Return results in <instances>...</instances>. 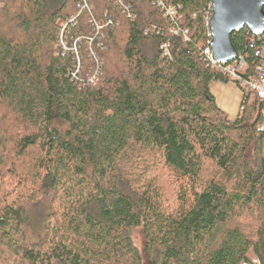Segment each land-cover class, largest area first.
Here are the masks:
<instances>
[{
    "label": "trees",
    "instance_id": "trees-1",
    "mask_svg": "<svg viewBox=\"0 0 264 264\" xmlns=\"http://www.w3.org/2000/svg\"><path fill=\"white\" fill-rule=\"evenodd\" d=\"M162 1L0 0V264H264V102L228 119L211 0Z\"/></svg>",
    "mask_w": 264,
    "mask_h": 264
},
{
    "label": "built area",
    "instance_id": "built-area-1",
    "mask_svg": "<svg viewBox=\"0 0 264 264\" xmlns=\"http://www.w3.org/2000/svg\"><path fill=\"white\" fill-rule=\"evenodd\" d=\"M81 3L78 4L79 7H85L84 1H80ZM116 5L121 10V13L124 14L126 17L131 19L134 17L131 13L130 6L128 4H124L123 0H115ZM156 6L160 9V11L163 13L165 17H169L173 22L180 18V15L178 14V7L172 5V4H164L162 0H156ZM212 11V7H211ZM212 12L207 16L205 20V25L208 27V37L209 42L211 40V32H210V18H211ZM75 21V17H70L67 22H73ZM66 24L62 27V30L59 34L60 44L62 48L67 50L65 42L63 41V29L65 28ZM152 31L156 30V27H151ZM169 32L174 35H182L184 39H186L187 36V30L181 29L179 26H175L173 24H170L169 26ZM261 37H264V32L259 34ZM161 49H163L164 54H166V45H161ZM72 51L75 54V58L77 61L79 60L78 52L79 50L76 48V46L72 47ZM260 52V59L259 63L255 67L254 74L248 73V65L246 63L245 58L242 54L237 53L236 56L230 60V61H221L217 62L212 58L210 47L206 48L204 53L209 59L210 63L215 66L224 76H226L229 80V82L234 83L239 89H243L245 91H249L252 93V97L256 95L258 98H260L264 102V44L262 45ZM242 264H259V261L256 257H254L252 254L248 255V261L243 262Z\"/></svg>",
    "mask_w": 264,
    "mask_h": 264
},
{
    "label": "water",
    "instance_id": "water-1",
    "mask_svg": "<svg viewBox=\"0 0 264 264\" xmlns=\"http://www.w3.org/2000/svg\"><path fill=\"white\" fill-rule=\"evenodd\" d=\"M211 7L209 47L217 62L236 56L232 33L244 28L255 35L264 32V0H211Z\"/></svg>",
    "mask_w": 264,
    "mask_h": 264
},
{
    "label": "crops",
    "instance_id": "crops-1",
    "mask_svg": "<svg viewBox=\"0 0 264 264\" xmlns=\"http://www.w3.org/2000/svg\"><path fill=\"white\" fill-rule=\"evenodd\" d=\"M210 90L217 106L227 115L228 119H235L242 98L241 89L234 83L215 82L210 86Z\"/></svg>",
    "mask_w": 264,
    "mask_h": 264
},
{
    "label": "rangeland",
    "instance_id": "rangeland-1",
    "mask_svg": "<svg viewBox=\"0 0 264 264\" xmlns=\"http://www.w3.org/2000/svg\"><path fill=\"white\" fill-rule=\"evenodd\" d=\"M213 83H215V82H213ZM213 83H211V85H213ZM132 237H133L134 244L138 247L139 250H142L143 237H142V232H141V228L140 227L139 228H135V229L132 230Z\"/></svg>",
    "mask_w": 264,
    "mask_h": 264
}]
</instances>
